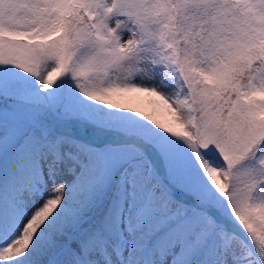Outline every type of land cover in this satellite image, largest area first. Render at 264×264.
Segmentation results:
<instances>
[{
  "label": "snow or ice",
  "instance_id": "snow-or-ice-1",
  "mask_svg": "<svg viewBox=\"0 0 264 264\" xmlns=\"http://www.w3.org/2000/svg\"><path fill=\"white\" fill-rule=\"evenodd\" d=\"M0 264H264V0H0Z\"/></svg>",
  "mask_w": 264,
  "mask_h": 264
}]
</instances>
